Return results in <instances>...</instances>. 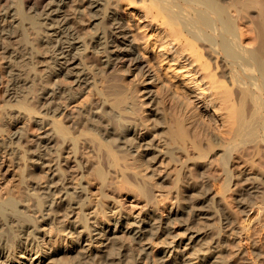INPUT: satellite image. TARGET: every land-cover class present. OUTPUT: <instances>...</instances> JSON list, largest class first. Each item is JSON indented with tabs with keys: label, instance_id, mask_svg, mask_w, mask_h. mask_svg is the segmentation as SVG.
I'll return each instance as SVG.
<instances>
[{
	"label": "rangeland",
	"instance_id": "1",
	"mask_svg": "<svg viewBox=\"0 0 264 264\" xmlns=\"http://www.w3.org/2000/svg\"><path fill=\"white\" fill-rule=\"evenodd\" d=\"M9 6L25 18L5 20ZM86 6V0H65L62 15L89 46L93 29ZM46 7L28 9L22 0H0V244L11 251L9 264L36 256L24 238L27 222L32 226L28 231L34 228L30 235L36 238L35 250L49 257L44 264H102L100 241L90 239L92 229L111 226L115 219L132 222L150 212L165 222L182 206L203 208L210 203L203 200L207 192L220 196L221 203L211 205L212 220L197 226L217 233L222 260L264 264V219L256 232L248 228L264 203V166L235 150L223 154L207 147L201 155L166 156L161 138L135 125L134 114H127L134 126L126 133L134 151H115L97 124L102 118L115 129L121 126L118 67L105 76L99 55L85 52L80 66L90 77L89 87L55 75L50 44L42 41L47 25L40 21ZM12 23L10 35L4 34L3 27ZM54 81L61 86L58 97L50 92ZM56 106L62 111L53 110ZM137 107L146 113L145 104ZM41 119L48 123L50 140L36 149L37 142L47 143L37 140L42 129L36 122ZM16 133L19 139H13ZM143 139L153 144L152 156L146 154V142L141 145ZM11 140L13 151L7 148ZM138 159L143 163L137 166ZM41 162L48 167L41 168ZM170 225L176 237H185L178 220ZM169 240L163 234L150 239L149 256H157ZM118 244L125 258L118 264L134 263L135 249L127 233H118Z\"/></svg>",
	"mask_w": 264,
	"mask_h": 264
},
{
	"label": "bare ground",
	"instance_id": "2",
	"mask_svg": "<svg viewBox=\"0 0 264 264\" xmlns=\"http://www.w3.org/2000/svg\"><path fill=\"white\" fill-rule=\"evenodd\" d=\"M22 1L28 9L47 6L40 24L47 25L42 41L50 44L55 75L89 87L90 77L80 66L85 52L99 55L105 76L118 67L121 126L115 129L102 118L97 124L115 151H134L126 134L134 126L127 114H134L135 125L161 138L166 156L201 155L207 147L223 154L235 150L240 157L253 158L264 166V3L260 5V0H86L93 29L89 46L62 15L65 0H49L46 5L45 0ZM4 14L5 20L13 23L19 22L18 15L20 21L25 18L10 6ZM13 23L3 27L4 34L10 35ZM50 88L51 93L60 95L58 82ZM138 104H145L146 113L138 112ZM36 123L42 129L37 140L47 141L37 142L38 149L48 144L50 129L42 119ZM19 138L18 133L13 135V139ZM142 138L139 135L138 139ZM145 142L139 141L141 145ZM12 143L7 144L9 151L15 148ZM145 145L146 154L152 156L153 144ZM137 161V166L143 163L142 159ZM39 165L48 167L44 162ZM210 195L205 194L204 202L210 203L203 208L191 211L182 206L165 222L150 212L132 222L115 219L111 226L92 229L90 239L100 241L102 264L124 261L122 245L118 244L122 231L134 245L137 262L131 264H228L217 250V233L197 226L202 220H212L211 205L221 203L220 196ZM44 215L48 219L46 212ZM174 219L184 227L183 239L173 234L170 224ZM263 219L264 203L248 228L256 232ZM25 226L26 244L36 256L17 264H44L49 257L35 250L36 238L30 235L34 228L28 231L32 227L28 222ZM159 234L170 236V240L151 258L150 239ZM10 253L0 244V264H9Z\"/></svg>",
	"mask_w": 264,
	"mask_h": 264
}]
</instances>
